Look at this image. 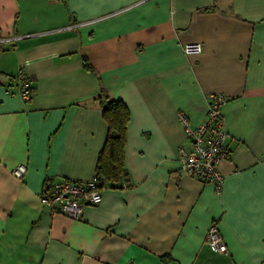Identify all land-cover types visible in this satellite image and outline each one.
Listing matches in <instances>:
<instances>
[{"label":"crops","instance_id":"1","mask_svg":"<svg viewBox=\"0 0 264 264\" xmlns=\"http://www.w3.org/2000/svg\"><path fill=\"white\" fill-rule=\"evenodd\" d=\"M100 91L129 110L126 174L74 217L40 195L96 174ZM212 93L226 97L219 190L177 158V111L195 126ZM212 222L225 252L205 241ZM0 264H264V0H0Z\"/></svg>","mask_w":264,"mask_h":264},{"label":"built area","instance_id":"2","mask_svg":"<svg viewBox=\"0 0 264 264\" xmlns=\"http://www.w3.org/2000/svg\"><path fill=\"white\" fill-rule=\"evenodd\" d=\"M13 38H4L11 40ZM185 52H200L199 42L187 43ZM19 94L25 100L32 96V83L24 78L19 70L17 74ZM226 97L222 93H212L207 97V107L204 119L193 126L184 110H178L176 117L185 135L190 140V146L180 145L177 151L179 170L182 173L195 176L201 180L211 181L219 190L224 176L220 170L221 160L226 155L225 139L228 136L226 120L222 106ZM26 171L24 163H17L12 173L21 178ZM104 187L102 180L95 174L87 180H73L67 177L53 179L40 195V201L51 209L70 216H79L82 207L95 204L101 200ZM206 243L217 252H225L226 245L219 233L218 226L212 222L206 232Z\"/></svg>","mask_w":264,"mask_h":264},{"label":"trees","instance_id":"3","mask_svg":"<svg viewBox=\"0 0 264 264\" xmlns=\"http://www.w3.org/2000/svg\"><path fill=\"white\" fill-rule=\"evenodd\" d=\"M83 60L84 64L89 66L85 57ZM96 99L107 125L105 140L96 163V175L105 185V182L121 180L126 174L124 145L129 110L122 100L111 97L104 91H100Z\"/></svg>","mask_w":264,"mask_h":264}]
</instances>
